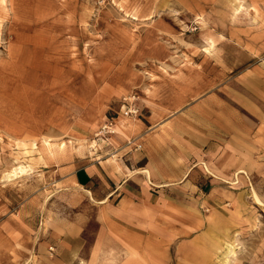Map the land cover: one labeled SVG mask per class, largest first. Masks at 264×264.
<instances>
[{
	"label": "rangeland",
	"instance_id": "obj_1",
	"mask_svg": "<svg viewBox=\"0 0 264 264\" xmlns=\"http://www.w3.org/2000/svg\"><path fill=\"white\" fill-rule=\"evenodd\" d=\"M261 118L264 0H0V264H264V142L212 150ZM159 123L208 171L106 226L68 166Z\"/></svg>",
	"mask_w": 264,
	"mask_h": 264
},
{
	"label": "crops",
	"instance_id": "obj_2",
	"mask_svg": "<svg viewBox=\"0 0 264 264\" xmlns=\"http://www.w3.org/2000/svg\"><path fill=\"white\" fill-rule=\"evenodd\" d=\"M172 92H184L187 95L191 92V88H186V91L174 89ZM184 97L186 96H182ZM250 121L247 122L249 129H245L250 131L249 143L245 140L231 141L228 144L213 143V152L220 148L224 149L225 146L228 148L229 145H232L230 147L249 145L251 149L257 150L258 140L264 142V118L260 121L254 119ZM119 123L126 125L127 120H121ZM165 125L159 123L152 127L148 126L147 128L154 129V131L144 133L136 149L125 144L124 138H121L119 147H111L112 149L99 152L100 154L86 155L84 164L81 165L75 161L68 166L69 170H72L69 181L76 187L83 188L88 197L105 208L106 226L113 225V215L119 209L127 213L128 210L131 211L145 203L147 199L156 196L151 192L152 189L166 188L172 182L177 181H183V187L190 188L192 181L189 177L192 173L208 171L211 156L201 155L202 162L199 163V159L195 156L196 153L193 154L199 149V144L192 145L180 134L164 133ZM224 154L225 157H234V154L228 151ZM221 172L231 173L234 169L232 167L223 168ZM237 183L238 181L233 184ZM206 185L207 183L202 184L201 188L204 189ZM64 225V223L59 224L55 232L59 234L60 241H65L66 237L71 235L69 233L71 230L76 231L74 237L79 235L78 223H73L69 227ZM0 234L10 238L13 242H18L20 237L22 239L28 233L25 228H22L20 220L8 216L0 224Z\"/></svg>",
	"mask_w": 264,
	"mask_h": 264
},
{
	"label": "built area",
	"instance_id": "obj_3",
	"mask_svg": "<svg viewBox=\"0 0 264 264\" xmlns=\"http://www.w3.org/2000/svg\"><path fill=\"white\" fill-rule=\"evenodd\" d=\"M138 110L136 109V106L131 105L127 108V110L125 111L126 115H131V114H137Z\"/></svg>",
	"mask_w": 264,
	"mask_h": 264
},
{
	"label": "bare ground",
	"instance_id": "obj_4",
	"mask_svg": "<svg viewBox=\"0 0 264 264\" xmlns=\"http://www.w3.org/2000/svg\"><path fill=\"white\" fill-rule=\"evenodd\" d=\"M91 195V194H90Z\"/></svg>",
	"mask_w": 264,
	"mask_h": 264
}]
</instances>
